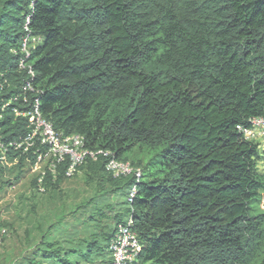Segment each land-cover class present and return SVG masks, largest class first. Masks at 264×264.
I'll return each instance as SVG.
<instances>
[{"label": "trees", "instance_id": "trees-1", "mask_svg": "<svg viewBox=\"0 0 264 264\" xmlns=\"http://www.w3.org/2000/svg\"><path fill=\"white\" fill-rule=\"evenodd\" d=\"M36 99L57 131L142 175L115 178L105 157L88 159L80 171L97 192L71 211L91 207L76 233L57 227L70 214L39 215L0 264H109L129 216L142 244L136 264H264V213L253 214L264 154L237 128L264 118V0H0L1 141L28 133L15 109ZM8 156L0 191L33 163L22 150ZM66 166L46 177L45 192L37 176L32 188L61 195ZM117 194L123 202L110 201ZM11 226L0 223V243Z\"/></svg>", "mask_w": 264, "mask_h": 264}, {"label": "built area", "instance_id": "built-area-1", "mask_svg": "<svg viewBox=\"0 0 264 264\" xmlns=\"http://www.w3.org/2000/svg\"><path fill=\"white\" fill-rule=\"evenodd\" d=\"M29 21V19H28ZM28 39L23 45V52L29 57ZM39 41L33 38L32 44ZM21 69H27L31 80L24 85V89L33 90L32 81L35 73L32 68L22 60ZM18 116L27 118L28 133L20 141H10L4 143L0 139V159L3 163H8V152L13 150H22L23 154L30 155L33 158L31 165L32 172L37 174L38 187L41 192H45L44 181L48 175L54 179L57 176L59 167L66 163L65 176L73 178L80 170V167L88 159L97 161L101 156L106 158V171L113 177L120 178L135 175L139 181L141 178V169L133 167L130 162L116 159L111 152L104 149H91L86 144V138L80 134H65L57 131L54 125L47 120L41 109L39 100L36 99L30 110L15 109ZM238 130L247 141L258 145L260 151L264 154V118L253 117L247 126L238 125ZM263 163L264 169V160ZM137 194V186L134 185L127 195V202H133ZM260 208L264 211V195L259 201ZM6 231L3 230V233ZM142 244L137 232L133 228V218L129 216L126 222L117 226L110 241L111 262L109 264H136L138 261Z\"/></svg>", "mask_w": 264, "mask_h": 264}, {"label": "rangeland", "instance_id": "rangeland-1", "mask_svg": "<svg viewBox=\"0 0 264 264\" xmlns=\"http://www.w3.org/2000/svg\"><path fill=\"white\" fill-rule=\"evenodd\" d=\"M16 162V161H15ZM14 162V163H15ZM7 164V163H6ZM11 166L12 163H8ZM261 167L263 163L261 162ZM5 179H13L15 175L5 174ZM37 176L32 172L29 166L24 169L22 180L17 182L13 179L14 186L6 187L5 190L0 191V223L8 222L12 224L8 236L0 243V258L15 253L16 255L21 251L25 245V231L26 229L34 228V222L39 215H51L55 211H63L70 214L75 210V207L83 203V200H88L96 195V188L85 185L83 181V173L79 172L73 177L67 179L63 186L61 195L49 197L47 194H39L32 188V180ZM125 197L117 194L112 196L110 201L121 203ZM98 201V200H97ZM91 207L87 208L88 211ZM31 210L32 222L26 218L27 212ZM87 210L80 209L75 214L68 215L63 223L58 224L62 237H68L78 229V224L86 217ZM264 213L260 208L259 202L254 204L253 214ZM78 217L79 220H74ZM77 224V225H76ZM2 227H0L1 230ZM30 236H35L33 230L30 231Z\"/></svg>", "mask_w": 264, "mask_h": 264}, {"label": "clouds", "instance_id": "clouds-1", "mask_svg": "<svg viewBox=\"0 0 264 264\" xmlns=\"http://www.w3.org/2000/svg\"><path fill=\"white\" fill-rule=\"evenodd\" d=\"M264 212V211H263Z\"/></svg>", "mask_w": 264, "mask_h": 264}]
</instances>
